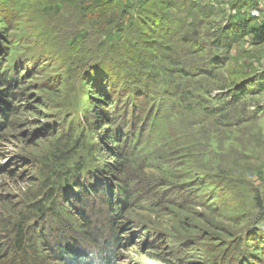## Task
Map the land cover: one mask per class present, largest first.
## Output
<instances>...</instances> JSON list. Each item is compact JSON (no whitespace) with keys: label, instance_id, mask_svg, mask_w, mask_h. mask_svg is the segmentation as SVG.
Segmentation results:
<instances>
[{"label":"trees","instance_id":"1","mask_svg":"<svg viewBox=\"0 0 264 264\" xmlns=\"http://www.w3.org/2000/svg\"><path fill=\"white\" fill-rule=\"evenodd\" d=\"M69 1L74 5H81L85 16L97 26V33L103 37L101 39L105 41L106 47L119 50L120 55L117 54L119 62L108 58L102 59L109 60L108 64L113 68L111 65L105 66L97 69V73H90L91 66L99 60L88 65L79 56H73L74 59L66 56L61 64L65 67L64 69L62 67L63 71L57 72L59 74H55L54 78L44 85L50 97L44 99L36 97L38 104L32 112L39 115V119L40 116H45L43 109L50 112L57 110L58 114L56 120L46 125L39 121L37 133L40 136L59 135L52 141L51 151L45 152L44 156L49 155V158L43 157L41 160H44L45 165L42 163L38 165L36 182L30 181L19 170L0 168L1 174H7L8 179L15 180L14 184L21 185L24 189L28 186L23 198L0 195V264H132L131 260L137 261L122 251L127 247L138 255V245L128 239L117 238L118 231L123 237L129 233L138 238L141 228L145 227L141 226L139 220H132V216H129V205L133 201L130 187L133 183L131 169L136 172V178H139L134 181L144 184L147 189H143V192L152 195L159 187L176 178L175 174L172 176L169 173V161L178 159V162H182L190 158L191 147L188 142L196 127L206 125L215 115L221 124L228 122V113H225L228 107L221 109L217 104L208 103L209 100L217 101L219 97L213 93H192L182 78L178 77V80L171 77L165 68L153 62L155 57H151L150 52L161 45L160 41L153 44L135 32V40L131 42L124 40V30L131 31L135 24L134 21L126 23L129 16L126 5L129 2L125 3L122 11L117 9L109 13L108 8L114 5L115 0H57L54 11L60 12L62 6ZM163 1L142 0V5L147 2L153 3V10L149 11L153 17L140 22L155 35L160 33L168 39H173L171 44L174 47L178 43L182 47L186 40L182 38L176 40L182 27L177 32H171L163 25L166 18L172 14L169 10L162 11L160 5ZM259 1L261 0H237L234 5V17L229 21L230 27L222 28L212 43L219 51L208 49L204 62L188 63L185 65L187 70H194L198 74H213V71L220 67L219 64L226 60L233 43L246 39L248 35L252 36L256 45L264 44V21H259L247 13V10L256 7ZM173 5L172 0H167L168 8ZM16 7L19 6L8 7L7 12L5 9L3 12L0 11V22L7 14L12 13L10 9L15 10ZM93 9L96 12H93ZM2 30L5 31V25L0 26V31ZM138 31L141 32L140 29ZM86 35V32L78 33L75 38H84ZM0 39V53L5 55L9 52V48L4 46L7 41L2 36ZM193 44L194 47L188 45L189 54L204 51L200 43ZM39 46L48 52L38 53V48L33 49L32 52L19 57L17 61L14 60L10 69L2 68L4 64L2 65L0 60V130L5 125L4 133L7 131L11 133L16 125L15 120L11 119L14 116L18 117L21 111L28 108L23 103L12 106L9 101L11 97L21 95L18 91H23L21 84L28 76H25L28 74L27 69L20 72L23 66L21 63L23 60L27 64L33 62L35 67L40 64L38 60L44 61L46 56L54 53V48L48 44L42 46L38 44ZM75 46L77 43L73 39L70 41V48ZM167 50L178 55L172 47ZM68 66H71L72 70H68ZM176 70L183 77L192 75V72L183 68ZM239 87L245 90L244 93L238 92ZM263 90L264 70L236 83L233 95L235 100H239L244 94L250 95ZM233 95H230L232 100ZM66 96L71 97L72 103L69 106L61 104ZM252 110L255 111V107H252ZM258 110L260 113L257 114L264 112V108L259 107ZM72 112H79L84 121L80 123L88 126L94 134H99L98 131H101V125L104 124L105 142L102 141V145L96 142L89 143L82 135L78 136L76 134L78 127L72 125L70 128L71 124H67L68 118L63 117L64 113ZM147 121L150 122L149 129ZM217 131L219 130L216 128L202 140L214 138L212 134ZM4 133L1 131L0 140L3 139ZM60 136L63 139L60 140ZM193 139L199 146L200 139L197 137ZM206 150L210 153L209 148ZM71 151V155L77 157L81 151L86 153L85 156L80 155L84 160L72 159L71 162ZM27 154H22L20 160L32 162L34 156L39 158L36 153ZM105 154L114 164L106 165L103 160ZM63 163L62 166H56ZM154 164H161L163 167L161 170L166 176L163 178L150 176L154 177V180H147L144 178L148 177L144 170L156 169ZM178 164L183 166L182 163ZM107 166H110V169L114 168L116 174L111 173ZM60 169L63 170L58 173ZM122 179L124 184L120 185ZM125 179H128V184ZM196 179L197 188L203 183L213 186L215 190L221 186L211 181V177L203 179L197 176ZM181 182L183 184L187 181ZM26 196L33 197L32 201L21 208L28 199ZM215 197L217 198L214 196V199ZM76 208L81 221H78L80 222L78 224H75L69 215H72ZM91 215H97L98 218L94 219ZM127 215L130 217L128 223L127 219L124 220ZM46 232H49V235ZM263 233L262 227L256 229L248 227L245 233L239 234L225 244L227 247L217 264H264ZM155 235L159 234L152 232L150 245L157 241ZM229 243L235 246L237 253L228 247Z\"/></svg>","mask_w":264,"mask_h":264},{"label":"rangeland","instance_id":"2","mask_svg":"<svg viewBox=\"0 0 264 264\" xmlns=\"http://www.w3.org/2000/svg\"><path fill=\"white\" fill-rule=\"evenodd\" d=\"M23 1L0 0L1 12L3 9L7 12L8 7L19 6L15 10L10 9L12 13L7 14L0 22V26L5 25V31H0V37L6 39L7 43L4 46L9 48V52L5 55L0 53V60H2V65L4 64L2 68L10 69L14 60L17 61L19 57L32 52L33 49L38 48V53L48 52L40 46L38 47V44L41 46L48 44L54 48V53H51V56H46L44 61L38 60V64L43 65L39 64L34 67L33 62L27 64L24 60L21 63L24 67L21 66L20 72L27 69L28 74L25 76H28L21 84L23 91H18L21 95L11 97L9 101L12 106L23 103L28 108L21 111L18 117L14 116L11 119L15 120L16 125L11 133L9 132L10 134L7 133L8 131L4 133L5 125L0 130V134L1 131L4 133L3 139L0 140V168L19 170L30 181L36 182L38 165L40 163L45 165L44 160H41L46 157L44 156L45 152L51 151L52 141L59 135L40 136L37 133L39 121L46 125L52 120H56L58 115L57 110L50 112L43 109L45 116H40L39 119V115L32 112L38 104L35 100L36 97L42 99L50 97L48 89H44L45 83L51 81L55 74H59L57 72L63 71L65 67L61 64L62 59L64 60L66 56H79L88 65L99 60L94 66H91L90 70V73H97V69L111 65L108 64L109 60L119 62L117 54L120 55V52L117 49L112 50L106 47L105 41L101 39L103 37L97 33V26L89 17L85 16L81 5H74L69 1L62 6L60 12L56 13L54 5L57 0H26L24 3ZM172 1L174 5L171 8L167 7V0H164L160 5L162 11L169 10L172 13L166 18L163 25L167 26L171 32H177L182 27L176 39L186 40L182 47L180 43L174 47L171 44L173 39H168L167 36L160 33L155 35L152 30L140 22L153 17L149 13L153 10L152 2L142 5V0H115L114 5L110 6L108 11L109 13L117 9L122 11L125 3L129 2L126 5L129 11L126 23L134 21L135 24L131 31L124 30V40L131 42L135 40V33H140L145 40L153 44L160 41L161 45H158L159 47L155 51L150 52L146 48L151 53V57H155L153 62H157L165 68L171 77L178 80V77L182 78L192 93H213L219 97L216 99L217 101L209 100L208 103L217 104V107H221V109L228 107L225 112L228 113V122L221 124L218 116L215 115L206 125L196 127L188 142L191 147L190 158H186L182 162H178V159L169 161V173L172 176L175 174L176 178L171 179L167 185L159 187L152 195L146 191L143 192V189H147L144 184L134 181L137 179V174L131 169L133 183L130 184V187L133 201L129 205V216H132V220H139L141 226L145 227L141 228L138 238L129 233L123 237L119 231L117 238L119 240L128 239L138 245V255L127 247L122 251L137 259V261L131 260L132 264H217L221 261V255L224 254V249L227 247L225 244L232 238L245 233L248 227L264 229V112L257 114L260 113L259 107L264 108V90L250 95L244 94L239 100H235L233 95L236 83L264 70V44L256 45L252 36L248 35L246 39L233 43L226 60L219 64L220 67L213 71V74H198L194 70H187L185 65L188 63L202 64L207 51L212 49L219 51L212 46V43L222 28L230 27L229 21L234 17V5L237 0ZM100 11H102L101 8ZM93 12L96 10L93 9ZM84 32L87 34L84 38H75L78 33L84 34ZM73 39L77 46L70 48V41ZM193 42L200 43L204 51L189 54L188 45L194 47ZM36 43H38L37 46H35ZM170 47L178 55L171 54L167 50ZM38 55L36 54V56ZM105 58L109 60L102 61ZM111 68H113L112 65ZM181 68L192 72V75L183 77L176 70ZM68 70H72L71 66H68ZM244 91L239 87V93H244ZM230 95H233L234 100L230 98ZM71 103V97L68 96L61 101V104L66 106ZM252 107H255L256 112L252 110ZM63 117L68 118L67 124H71L70 128L72 125H76L78 127L76 134L82 135L89 143L96 142L102 145L101 142H105L103 140L104 124L101 125L102 129L98 131L99 134H94L88 126L81 124L84 121L79 112L64 113ZM147 123L149 129L150 122L147 121ZM216 128L219 131L212 134L214 138L202 140ZM196 137L200 139L199 146L193 139ZM61 139L63 138L60 136ZM207 148L210 149V153L207 152ZM26 152L36 153L39 158L34 156V162L20 160L22 154H27ZM82 154L86 153L79 152V157L71 155L70 161L83 159L80 157ZM27 158L29 159V157ZM46 158H49V155ZM103 160L106 165L114 164L107 154L104 155ZM52 163H54L53 158ZM178 163H182L183 166ZM62 165L64 163L56 164V166ZM109 167L107 166L108 170ZM154 167L156 169L147 168L144 170L148 176L144 178L154 180V177L150 176H162V178L166 176L165 172L161 170L163 169L161 164H154ZM62 170L60 169L58 173H61ZM110 172L116 174L114 168H111ZM7 176L0 172V195H15L23 198L28 186L24 189L21 185L14 184L15 180L12 181ZM197 176H201L203 179L211 177V181L222 187L215 190L213 186L203 183L197 188L195 187ZM181 180L187 182L181 184ZM124 181L127 183L128 179ZM119 183L123 185V179ZM214 196L217 198L214 199ZM26 198L28 199L24 201L21 208L32 201L33 197L26 196ZM96 213L98 214L97 210ZM69 215L75 224L81 222L77 208L72 215ZM91 216L94 219L97 217V215ZM129 216L124 218V220L127 219V223L130 220ZM257 222L258 224H256ZM154 231L159 235L154 236L157 241L150 245L149 242ZM46 234L49 235V232ZM262 237H264V233ZM109 243L112 245L111 241ZM228 247L237 253L238 250L235 251V246L229 243ZM241 248L240 246L239 249Z\"/></svg>","mask_w":264,"mask_h":264},{"label":"built area","instance_id":"3","mask_svg":"<svg viewBox=\"0 0 264 264\" xmlns=\"http://www.w3.org/2000/svg\"><path fill=\"white\" fill-rule=\"evenodd\" d=\"M248 15L258 19L259 21H264V2L259 1L257 6L247 10Z\"/></svg>","mask_w":264,"mask_h":264}]
</instances>
